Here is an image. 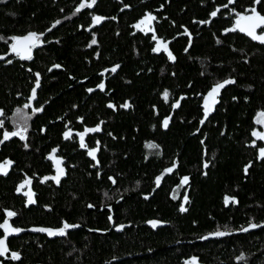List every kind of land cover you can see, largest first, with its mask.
Masks as SVG:
<instances>
[{"label": "trees", "instance_id": "trees-1", "mask_svg": "<svg viewBox=\"0 0 264 264\" xmlns=\"http://www.w3.org/2000/svg\"><path fill=\"white\" fill-rule=\"evenodd\" d=\"M90 4L0 0V164L12 162L0 173V224L22 229L0 228V264H264V139L253 136L264 134V44L226 31L253 8L264 16V0ZM94 16L104 19L89 32ZM29 33L43 35L23 59L12 38ZM227 80L205 118L206 94ZM21 128L26 139L4 140ZM28 179L27 206L17 189ZM64 222L78 227L34 230Z\"/></svg>", "mask_w": 264, "mask_h": 264}, {"label": "snow or ice", "instance_id": "snow-or-ice-1", "mask_svg": "<svg viewBox=\"0 0 264 264\" xmlns=\"http://www.w3.org/2000/svg\"><path fill=\"white\" fill-rule=\"evenodd\" d=\"M260 0H256V3H259ZM96 0H91V4L88 5L89 7L92 4H95ZM85 7L84 4L80 5V8ZM80 8L77 9V11L80 10ZM217 11H219V9H217ZM251 15H240L238 14V18L236 20V24L235 27L233 29H228L226 31H235L236 29H239L241 32H245L248 36H250L252 39L254 40H259L262 43H264V35H257L256 34V29L260 28L261 26H264V16H261L259 13L256 12V9L253 8L251 9ZM217 14L216 11L212 12L211 15L213 17H215ZM104 19V17H100V16H95L93 18V23L94 24H99L102 20ZM155 17H153L151 14H148L143 20H141L136 27L140 28L141 25H146V24H150L152 20H154ZM57 24L60 23L59 21L56 22ZM55 26V25H54ZM43 34H37V33H29L27 36L25 37H13V43L11 45V50L12 52L16 53L17 55L21 56L22 58H26V59H31V51L32 48L36 47L41 41H40V36H42ZM153 39H156V37H153ZM93 45L97 43V41L95 39L92 40L91 42ZM162 44V42H161ZM165 50H167V45L163 44L162 45ZM161 45H158L157 48L154 49V51H159L160 50ZM169 58L174 60L175 57L172 56L171 52L168 53ZM54 67L59 68V65H54ZM116 67H119L118 65ZM116 67H114L112 69L113 72L116 71ZM37 77H39V74H36ZM230 83H234L233 80H227L224 81L223 83H218L217 85H215L212 90L208 93V98L205 99V118L207 117L208 112L210 111V103H209V99H211L212 103H215V96L218 95L220 89H222L226 84H230ZM36 86L39 87V79H37L36 81ZM99 88L103 89L104 85L100 84L98 86ZM89 91H92V89H89ZM36 95V90L35 88L33 89V93L32 96L33 98H35ZM164 98L167 99L169 93L167 91L164 92ZM177 107L179 106V104L177 103L176 105ZM27 107V105L25 106ZM109 107H115L114 105H109ZM121 107L123 108H128L130 107L129 104L125 103L124 105H121ZM42 109H37L36 111H41ZM0 114H2V110H0ZM261 117H264V113L260 114ZM258 122H264V120L258 121ZM3 121H0V125H2ZM163 126L165 128H167L168 126V119H165V121L163 122ZM27 129L26 128H21L20 130L16 131V132H12V133H5L4 134V140L9 139L11 136H20L21 139H26L25 133H26ZM86 131L88 132H95V131H99V127L94 128V129H87ZM80 135V146L83 147H87V145L84 144V134L81 133ZM65 138H68L70 136V132H65L64 133ZM253 136H258L261 139H264V134L261 133H257V132H253ZM0 143H3V141H0ZM25 147H27V145H25ZM150 147H155L154 145H150ZM55 149L53 150V156L51 158L55 159L54 153H55ZM89 156H92L93 158H95L96 155V150H89L88 152ZM260 156L264 157V148L260 149ZM11 161H6L4 164H0V173L2 174H7V170H8V166L11 165ZM61 161L59 159H56V164H57V175L51 177V179L55 180V182L57 184L60 183V178L65 174L64 173V169L61 168L60 165ZM208 165L205 164V167H207ZM247 167L245 168V172H247ZM166 171L171 172L172 169L169 168ZM45 180L49 179L48 177L44 178ZM160 179L161 177H157L156 183L157 185H159L160 183ZM115 182V181H113ZM188 182V177H184L183 178V183H187ZM31 184V180H25L23 184L20 185V187L17 189V191H21L25 185H30ZM25 195L28 197V203L32 204L35 203L34 199H33V193L31 192L30 188L29 191L27 193H25ZM233 202H235L234 198H231ZM185 201H187V197H185ZM229 202V198H225V203L227 204ZM181 211H187V209L185 208H181ZM16 214L14 212H9L8 216H15ZM153 223V226H155L156 222H151ZM73 227H78L77 225H70L67 222H64L63 227L56 229V230H52V229H34L35 231H42V232H47L50 236H55V235H65L66 234V230L69 228H73ZM123 227V226H121ZM250 228H256L258 227V225L252 223L249 225ZM0 228H4L6 232H19L22 231V229H14L11 228L8 224L7 221L4 222V224H0ZM242 231H247V228H243L241 229ZM230 233L227 231H220L217 230L215 233H213L212 235H216V236H225V235H229ZM206 238V237H205ZM6 239V237H5ZM5 239H0V256L4 255L5 252L7 251V246L5 244ZM12 258L13 259H19V254L18 253H13L12 254Z\"/></svg>", "mask_w": 264, "mask_h": 264}, {"label": "water", "instance_id": "water-1", "mask_svg": "<svg viewBox=\"0 0 264 264\" xmlns=\"http://www.w3.org/2000/svg\"><path fill=\"white\" fill-rule=\"evenodd\" d=\"M94 17H95V16H94ZM94 17H93V18H94ZM93 18H92V22H91V25L89 26L88 30H90L92 27H94L95 25H97V24H94V23H93ZM101 22H102V21H101ZM235 24H236V23H235ZM261 27H263V26H261ZM261 27H260V28H261ZM258 29H259V28L256 29V34H257V35H264V33L258 32V31H257ZM236 30L239 31V32H241L239 29H236ZM241 33H243V34H245L246 36H248L245 32H241ZM25 36H27V35H25ZM25 36H22V37H25ZM248 37L251 38L250 36H248ZM251 39H252V38H251ZM253 40H254V39H253ZM254 41H256V42H258V43H261V44H264V43H262V42L259 41V40H254ZM181 99H182V98H179L177 101H175V102L173 103V105H172V109H171V112H170V114H169V116H168V119H170L171 116H172V114H173V112L179 108L180 103H181ZM177 103L179 104L178 107L176 106ZM187 193H188V192H187ZM187 193L183 196L182 204H181V207H182V208L185 207V204H186V202H187V201H185V197H187V195H188ZM152 225H153V223H152ZM6 235H7V233L5 234V236H6Z\"/></svg>", "mask_w": 264, "mask_h": 264}, {"label": "flooded vegetation", "instance_id": "flooded-vegetation-1", "mask_svg": "<svg viewBox=\"0 0 264 264\" xmlns=\"http://www.w3.org/2000/svg\"><path fill=\"white\" fill-rule=\"evenodd\" d=\"M248 15H251V14H248ZM92 18H93V17H92ZM92 18H91V22H92ZM102 21H103V20H102ZM91 22H90L89 25H91ZM99 24H100V23H99ZM96 26H98V24L95 25L94 27H92V28L89 30V32H92L93 29H94ZM263 27H264V26H263ZM261 28H262V27H261ZM261 28H259L257 31H258V32H263V31H261ZM87 31H88V29H87ZM263 33H264V32H263ZM35 48H37V46L34 47V48H32L31 56H32V54H33V50H35ZM20 57H21V56H20ZM21 58H22V57H21ZM23 59H26V58H23ZM1 116H2V114H0V118H1ZM29 188H30V190L32 189V188H31V184H30V185H25L24 188L22 189L23 194H24V200H25V203H26L27 206L30 205V204L28 203V197L25 195V193H27V192L29 191ZM31 192H32V190H31ZM111 222H112V221H111Z\"/></svg>", "mask_w": 264, "mask_h": 264}, {"label": "rangeland", "instance_id": "rangeland-1", "mask_svg": "<svg viewBox=\"0 0 264 264\" xmlns=\"http://www.w3.org/2000/svg\"><path fill=\"white\" fill-rule=\"evenodd\" d=\"M213 87H214V86H213ZM213 87H212V88H213ZM211 90H212V89H211ZM211 90H210V91H211ZM210 91H209V92H210ZM209 92H208V93H209ZM208 93L206 94V96H205V98H204V112H205V99L208 98ZM218 94H219V93H218ZM217 96H218V95L215 96V101H216V99H217ZM209 103H210V106H211V107H210V111H211L215 103H212V102H211V99H209ZM210 111H209V112H210ZM209 112H208V113H209Z\"/></svg>", "mask_w": 264, "mask_h": 264}]
</instances>
